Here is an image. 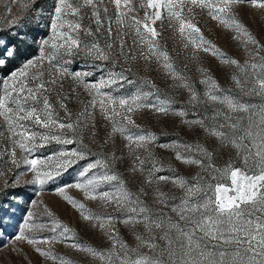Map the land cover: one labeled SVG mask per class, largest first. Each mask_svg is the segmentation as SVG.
<instances>
[{"label": "snow or ice", "instance_id": "6c2138e0", "mask_svg": "<svg viewBox=\"0 0 264 264\" xmlns=\"http://www.w3.org/2000/svg\"><path fill=\"white\" fill-rule=\"evenodd\" d=\"M13 0H9V4ZM115 6L114 21L108 17L106 0H56L53 15L51 17V36L44 39L39 49L40 56L37 59H29L10 76L0 81V118L7 126L8 139L12 147L7 149L13 164L16 160V149L23 153H31L43 143L55 141L58 144L72 145L76 140L60 132L59 134H44L29 129V124L37 125L42 129L56 128L59 130L74 131L76 125L73 122H60L53 119L54 110L49 102L48 93L50 86H55L58 80L65 76H72L84 84L89 94L93 96L90 106L99 107L105 118L114 125L122 123L135 126L130 115L134 110L147 107L153 108L161 113L170 111V101H162L159 105L143 103V97L137 95L131 98H114L101 89L116 84L119 80L126 79L124 76H109L107 80L96 83H86L81 80L82 73H69L63 67L61 61L66 57L82 50V42L79 38L81 31L86 36H92L94 41L90 45H84L83 51L95 59H109L111 43L101 47L95 40L96 33L105 30V17H108L107 36H112L111 23L120 25L118 35L123 34L125 27L134 29L139 38L141 51L145 59L155 57L163 61L162 67L174 79L181 82L190 93V103L205 104L207 102L218 103L224 110L213 109L210 117L200 120L185 121L204 127L210 135L215 136L222 145L231 146L236 150L237 157L241 160L243 167H235L229 162L224 168L205 163L197 154H202L211 161L212 153L208 152L200 144H181L176 142L172 145H160L171 147L178 160L188 164H195L213 173L212 181H205L203 177H194L191 182L183 177L176 176L172 182L183 189V195L177 199L178 202L171 205V212L176 219L165 212H156L145 204L136 194L132 193L126 186V182L115 172H108V159H95L88 162L79 172L81 181L74 187L82 191L86 198L99 199L104 204H114L118 209L126 213L125 224H142L144 233L135 234L136 247H130L126 242L120 240L118 233L113 227V216H101L86 211V205L75 198L65 195L63 188L58 192L75 209H77L84 220H95L101 230H109L111 246L107 250H97L91 247L83 248L82 245L73 243L74 249H81L91 253L99 259L101 264H264V106H254L241 103L231 95H223L219 84L211 77L207 70L201 69L203 79L200 83L206 86L205 99H201L199 93L194 89L182 73L175 68L171 57L166 50L159 45L157 37V22L161 25L165 20L170 26L176 27L183 37L186 29L188 32V43L196 49H203L214 56H218L224 64L236 67L237 74L231 79L237 88L247 91L249 88L258 96L264 97V44H261L238 19L233 11L235 4L244 3L245 0H139L138 6L134 0H110ZM253 7L264 8V0H247ZM206 9L208 15L218 21L225 28L233 30L236 37H240L245 45L255 46L250 52V61L241 64L234 58H229L216 45L207 41L201 30L191 22L187 13H192L193 8ZM88 9L89 12L84 10ZM6 12L11 14V8L6 6ZM142 11V15L140 12ZM88 19L89 25L85 26L83 20ZM127 22V23H126ZM95 24V30L91 27ZM234 37V38H236ZM136 43V41H134ZM50 49V50H49ZM121 54H123V40L120 41ZM16 56L14 48L7 44H0V66ZM134 58V57H133ZM44 61L50 69L46 70ZM29 70H32L31 72ZM62 87V84L60 85ZM65 108L66 105L61 104ZM120 110H124L121 112ZM185 117V111L174 113ZM69 117L71 113H68ZM120 117L121 121L116 118ZM206 120L214 121L206 124ZM124 135L131 145L137 148H147V145L156 140L151 132L145 134H132L126 126L114 127ZM183 147L187 153L179 149ZM87 159L86 153L76 149H67L54 153L47 158V162L35 158H24V163L29 166L35 174V183L43 186L47 181L59 177L74 164ZM143 171L144 160L136 157ZM153 163L148 169L149 176L146 183L151 184L154 180L164 181L166 176H155L161 170L162 165ZM95 169H104L101 175L89 176ZM225 179L229 182L225 183ZM105 185H113L108 190L100 191ZM72 185H69L71 187ZM143 192V189H141ZM156 198L158 202L167 205L168 199L165 193L157 188ZM52 216V213H48ZM29 212V218L32 217ZM49 229L56 235L43 237L41 240L33 239L25 235L29 227L25 221V227L20 229V234L15 237L17 241L27 240L30 244L49 242L56 239H73L72 229L54 218ZM32 227H42L32 225ZM59 229V232L57 230ZM143 249H147L144 251ZM40 255L57 259L52 253L37 247L35 249ZM60 264H71L63 257L59 258Z\"/></svg>", "mask_w": 264, "mask_h": 264}, {"label": "rangeland", "instance_id": "374dc122", "mask_svg": "<svg viewBox=\"0 0 264 264\" xmlns=\"http://www.w3.org/2000/svg\"><path fill=\"white\" fill-rule=\"evenodd\" d=\"M138 2L139 0H134L137 6ZM55 3L56 0H13L9 4V0H0V44H7L16 51V56L10 58L4 66H0V81L8 78L12 71L18 70L27 60L37 59L40 56L39 49L42 41L52 34L50 24ZM6 6L11 8V14L6 12ZM106 7L108 17H112L114 21L115 6L110 0H106ZM84 11L89 12L90 10L85 9ZM233 11L250 33L261 44H264V8L253 7L245 0L244 3L235 4ZM142 14L141 11L140 15ZM185 15L201 30L204 38L216 45L227 57L234 58L241 64L251 60L249 53L255 50V46L245 45L242 38L236 37L233 30L225 28L212 19L206 9L195 7L190 14L186 9ZM108 17H105V30L103 33H96L95 40L101 47H104L106 43L113 45L109 50V59H95L87 55L83 51V46L90 45L94 38L86 36L81 31L79 38L82 42V50L66 56L61 61L63 67L67 68L69 73H82L81 80L86 83H96L107 80L109 76L122 75L126 79L102 88L101 92L117 99L141 95L145 104L159 105L162 101H170V111L166 114L153 108L143 107L130 114L135 126L122 123L114 125L111 120L105 118L99 107L90 106L93 96L89 94L84 84L72 76H65L58 80L57 85L50 86L49 102L54 110L53 119L64 123L73 122L76 125L75 130L53 128L50 131L32 124H29V129L44 134L63 132L64 135L75 139L76 143L63 145L50 141L38 146L31 153H23L17 148L18 164H13L8 155L7 149L12 147V143L8 139L7 126L0 118V264H60V257L70 261L71 264H101L99 259L93 257L91 253L74 249L71 245L76 243L82 245L83 248L107 250L111 246L109 230H101L95 220H84L80 212L58 192L61 188L65 190V195L84 203L86 211L90 210L101 216L115 217L113 227L120 240L130 247L137 246L135 234L146 235L142 224L123 223L125 212L114 204H104L99 199L86 198L82 191L74 187L77 182L81 181L79 172L88 162L95 159L107 158L108 172L118 174L126 182L127 188L154 211L168 213L173 219H176V216L171 212V205L178 202L174 198L181 197L183 189L175 185L172 178L180 176L191 182L194 177L201 176L205 181L213 182V173L198 165L178 160L171 147L160 145H172L176 142L192 145L198 143L212 153L211 161H208L202 154H197L205 165L211 163L217 168H224L231 162L235 167H243L234 148L222 145L204 127L185 123V121L210 117L214 108L224 110L223 106L213 102L196 105L190 103L189 91L180 86V81L174 80L166 72L162 67V60L158 62L155 57L145 59L141 55V51L147 53V49L140 45L134 29L125 27L123 34L118 35L120 25L112 22V36H107ZM89 23L88 19L83 20L85 26ZM91 27L95 30L96 25L91 24ZM156 27L160 33L157 37L160 47L167 51L175 68L187 77L188 82L193 85L201 99H205L206 86L200 83L203 79L200 70L205 69L219 84L223 95H231L237 101L255 108L264 106V97L256 95L251 88L247 91L237 88L231 79L234 74H237L235 66L222 63L218 56L205 52L203 49L194 50L191 44L187 48L184 46L188 43L187 34L191 31L190 29H186L182 37L176 27L170 26L167 20L162 25L158 21ZM121 40H123V54L120 49ZM261 55H264V52ZM44 65L46 70H53L47 65V61H44ZM61 104L66 105L67 111L61 107ZM179 111H185L187 115L181 117L174 114ZM116 120L119 122L121 118L117 117ZM205 122L206 124L215 123L211 120ZM121 126H126L132 134L151 132L156 136V140L149 143L147 148H137L135 144H132L131 149H134L132 151L124 135L113 130L114 127ZM67 149L83 151L87 159L74 164L62 175L47 181L43 186L35 183V174L24 163L25 156L28 159L35 158L47 162V158L54 153ZM179 151L187 153L183 147ZM137 156L145 161L143 171L140 170ZM152 157L155 158L156 164L163 166L155 173V176H166L168 180H154L151 184L145 182L149 176L148 169L153 163ZM104 171V169H95L89 173V176H98ZM224 182L229 181L225 179ZM69 185L72 186L69 187ZM112 186L105 185L100 191L108 190ZM157 188L166 194L167 205L158 202L155 195ZM29 212L33 214L31 218L28 216ZM49 212L52 216L48 214ZM53 217L73 230L71 233L73 239L58 238L38 244L15 239L20 234V229L25 227V221H28L29 225L25 230V235L30 238L41 240L43 237L56 235L49 231L53 226L51 223ZM32 225L42 227H32ZM37 247L52 253L57 259L40 255L35 250ZM143 250L147 251V249Z\"/></svg>", "mask_w": 264, "mask_h": 264}]
</instances>
